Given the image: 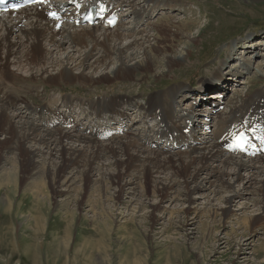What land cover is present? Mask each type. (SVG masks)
Returning <instances> with one entry per match:
<instances>
[{"label": "bare ground", "instance_id": "bare-ground-1", "mask_svg": "<svg viewBox=\"0 0 264 264\" xmlns=\"http://www.w3.org/2000/svg\"><path fill=\"white\" fill-rule=\"evenodd\" d=\"M87 1L98 4L94 0ZM112 1L114 3L111 4L100 2L101 12L116 15L120 9H127L128 15L135 19L130 28H124L122 24H118L114 31L103 26L77 28L65 23L58 12L48 5L10 12L9 15L0 12V244L4 247L2 251L12 254L8 264L19 256L25 258L24 261L36 260L35 242L48 232L46 226L51 221L59 227H65V235L69 234L68 230L79 218L80 233L87 232L89 238L109 236L110 227L115 222L108 211L111 209L110 203L114 200L113 206L119 207L120 201L124 200L125 187L135 184L138 187H134L137 200L152 195L158 196L161 201L168 198L179 184H184V197L187 204L191 205L194 203L192 194L205 188L204 182L198 183L202 175L210 174L214 180L206 177V186L214 185L210 213L213 220L219 214L221 220L227 219L230 212L228 207L246 194L258 196V199L251 201L258 208L253 210L254 215L249 218V227L264 223V156H252L244 161L232 152L237 132L250 128L264 129V89L243 99L240 106L217 121L216 125H219L215 133L206 135L204 139L195 135L192 137L196 132L193 110L185 112L181 109L178 112L181 106L174 104L178 103L176 99H181V103L187 97L179 96L184 91L182 88H175L173 92L151 100L146 116L157 121L160 126L156 137L169 145L176 144L186 149L185 153L175 151L178 154L161 153V150L147 147L151 143L150 139L141 143L130 136V132L111 129L110 122L125 118L124 106L135 104L130 97L89 101L90 114L83 111L80 115L95 117L96 126L92 124L94 130L90 131V136L78 134L79 125L72 120V115L77 114L76 110L81 106L69 97H64L60 104L57 101L53 103L55 108L59 105L68 108V115L50 111L54 105L48 103L42 104L39 110L27 104L41 118L52 116L46 121L37 120L38 123H35L29 117L28 120H16L15 116L8 114V110L16 104L24 101L28 103L25 98L16 95L23 94L20 86L26 82H41L50 88L79 84L88 89L112 80L131 81L138 72L146 74L141 78L142 81L153 82L186 60L190 54L189 48L178 54L169 40L171 28L175 30L174 36L176 33L183 34L185 30L179 26L182 23L160 19L157 25L152 24V30L156 32L153 45L147 43L151 40L150 36L137 32L142 24L159 14L156 11L176 9L174 3L179 0ZM214 1L220 3L222 0ZM74 3H81V0H63L59 6L71 9ZM170 7L174 9L170 10ZM151 10L154 11L152 15L149 14ZM52 12L59 18L52 17ZM17 33L19 40L10 42V37ZM66 45L69 48L65 51ZM62 50L66 53L60 59L54 58V54ZM234 50L236 48H228L230 56L236 52ZM92 59H95L94 62H90ZM112 64L114 69L108 74L107 69ZM250 67V63L245 62L241 64L240 70L248 72ZM24 71L26 74H22ZM256 75L263 77L264 74L259 71ZM106 116L111 119L102 121ZM186 132H191L190 136ZM263 132L258 130L259 134L263 135ZM103 138L108 140L104 141ZM76 142L79 146H76ZM6 152H14V158L6 159ZM54 156L56 160H52ZM217 162L222 167L218 173L211 168ZM69 170L74 175L63 183L64 174ZM243 172L249 173V179H244ZM95 173L98 178L94 179ZM113 188L116 191L111 194ZM62 193L67 196L71 194V197L59 203L56 198ZM85 203L94 214L91 220L78 212L82 211L81 206ZM143 208L145 206L141 203L135 216L145 214L147 217L151 214L147 217L151 220L159 205H149L147 208L150 211L147 213H142ZM62 210L67 212L66 215ZM16 212L28 214L21 222L22 226L32 227L33 233L39 232L37 235L29 234V244L21 251L15 249L16 241L8 228L15 225L13 217ZM133 220L131 218L130 222ZM87 227L91 229L86 230ZM54 237L58 239L59 235L54 234ZM23 250L27 256L22 254Z\"/></svg>", "mask_w": 264, "mask_h": 264}, {"label": "rangeland", "instance_id": "rangeland-1", "mask_svg": "<svg viewBox=\"0 0 264 264\" xmlns=\"http://www.w3.org/2000/svg\"><path fill=\"white\" fill-rule=\"evenodd\" d=\"M174 5H176L174 7L176 9L170 7V10H174L168 11L169 13L164 12L165 16H161L162 11L158 10L161 13L156 11L159 14H155L156 17L153 16V19L142 24L137 30L139 33L144 32L145 35L150 36L151 40L147 43L153 45L155 43L153 35H156V32L152 30V24L157 25L159 21L164 19L174 23H182L179 26L185 30L183 34L176 33L174 36L175 30L171 28L172 32L169 40H171L170 43L172 42L171 45L173 44L172 46L175 47L174 50L178 54L181 51L183 52L185 48H189L190 54L180 66L167 71L165 76H159L160 78L153 82L150 80L142 81L141 78L146 74L138 72L131 78V81L112 80L88 89L79 84L70 87L57 85L50 88L41 82H26L23 84L24 86L22 84L20 86L23 94L18 93L16 95L25 98L28 103L24 101V103L16 104L8 110V114L15 116L16 120L19 118L28 120L30 118L33 122L38 123L37 120L46 121L51 119L52 116L41 118L39 114H34L33 109L28 108L27 104L37 109L44 103L53 104L57 101L60 104L62 98L69 97L77 99L76 104L80 103L79 106L84 107L82 109L88 110L89 113L88 101H96L99 98L130 97L137 103L127 111L129 114L128 125L131 132L129 133L126 127H124L127 130L126 132L122 128H117V126L110 127L112 130L119 129L123 133H129L130 136L137 138V135L142 134V130H153L157 127V121L152 118V121H150V117H146L147 111H149L148 102L157 96L173 92L175 88H178L177 90L182 88V90H188V92H182L179 96L185 95L187 97L181 103H179L181 99H176L178 103L174 102V104L181 106L178 107V112L181 109H184L185 112L193 110L196 116L194 129L196 132L193 135L204 139L206 135L211 134L209 132L203 136L201 135L204 131L202 127L206 123V117L209 116L210 120L216 117L215 114L210 117V107H212L211 111L216 109L214 107H217L218 116L220 114L221 117H225L237 106H240L243 99L254 95L258 90L264 89V0H222L220 3L214 0H179ZM179 5L181 7L177 8ZM149 12L154 13L152 10ZM9 14V12L4 13V15ZM120 16L122 21L119 22V25H124V28H130L135 21L132 15H128L127 9H122ZM114 30L115 28L112 31ZM255 35L258 36L254 38ZM252 37L254 39H251ZM18 40V33L10 37L12 43H16ZM241 42L245 44L242 48ZM231 47L236 48L234 50L236 52L230 56L228 48ZM42 48L46 47L42 46ZM68 48L69 46H64L65 51ZM65 51H57L54 58L60 59L66 53ZM80 52H83V50L80 49ZM94 60L92 59L90 62H94ZM245 62L250 63L251 66V70L248 72L240 70L241 64ZM113 67V64L108 67V74L113 71ZM259 71L263 77L256 75ZM22 74H26L25 71ZM138 79L140 81H136ZM26 84L27 86H25ZM209 86H212V88H209ZM201 88L205 90H199ZM60 90L63 92L60 93ZM76 104L75 107H77ZM55 106L49 110H55V113H65L62 110L59 111V108H55ZM194 107H197V109H194ZM136 110L139 111L137 117L134 114L131 115V112ZM82 116H85L86 120ZM82 116L76 115L74 118L79 123L77 132L88 136L86 134L89 130H94L93 125L96 126L95 121H91L95 117L92 115L91 117L89 115ZM127 117L126 113L124 119H127ZM89 118L91 119L89 120ZM89 121H91L90 126L92 127L86 130L88 125H82L84 127L80 128L81 122L87 124ZM120 125L122 126L123 123H120ZM197 126H199V129ZM158 127L160 129L159 124ZM212 130L214 129L212 128ZM156 132L154 131L155 138L150 140L151 143L147 144V147H150L149 145L155 147L156 142L158 144L153 150L158 149L157 147L166 149L167 145L171 146L166 141H159ZM165 143L166 146H164ZM172 145L177 146L176 144ZM76 146H79L77 142ZM185 150L178 146L177 150L168 148L167 151L161 150V153H185ZM14 156V152H6L5 154L6 159H13ZM238 157H241L244 161L249 160L247 157ZM52 158V160H56L55 156ZM211 168L218 173L222 167L217 162ZM242 174L244 179L246 177L249 179V173L243 172ZM73 175L72 170L67 171L64 174L65 180L63 183ZM202 177L198 183L204 182L205 188L192 194L194 203L191 205H188L185 200L184 190L182 189L184 184H179L175 191L169 193L168 198L163 201L158 196L152 195L145 198L142 196L137 200V196L134 194L137 185L125 187L126 193L124 200L120 201L121 205L114 207L115 202L113 200L110 203L111 209H108L115 220L110 227L109 236L89 238L87 232L80 233L79 218H76L77 223L73 224L68 230L69 234L65 235L63 232L65 227H59L51 221L46 226L48 232H45L43 236L38 238L40 240L37 239L35 242L37 261H24L25 258L19 256L14 258L11 264H264V223H257L252 225L253 227H249V218L254 215L253 210L258 208L251 201L254 198L258 199V196L250 197L243 194L242 198L229 207L227 206L230 210L227 219L221 220L219 214V217L213 220L210 213L212 200L214 199L212 195L214 185L207 187L206 177L209 180H214V178L210 174H204ZM95 178H98L97 173H95ZM237 188H239L238 185ZM114 191H116V188L111 190V194ZM67 197H71V194L69 196L64 193L59 194L56 201L59 203L64 202ZM141 203L145 206L141 210L142 213L150 211L147 208L149 205H159L151 220L147 218L151 214L147 217L145 214L140 217L135 216V211L140 209ZM219 204H222V202H219ZM223 205L225 207V204ZM245 206L247 208H244ZM81 207H83L82 211L78 212L82 216L88 217L89 220L93 219L94 214L90 212L88 204L85 203ZM72 209L76 210L73 206ZM62 212L65 215L67 213L65 210H62ZM52 213L54 212L52 211ZM27 215V213L16 212L13 217L15 225L8 227L11 230L10 233L12 232L14 236V241H16L14 247L17 251H21L29 244V234H39V232L33 233L34 229L32 227L21 225ZM131 218H134L133 222H130ZM90 229L91 227L86 228V230ZM54 234L59 235L58 239L54 237ZM2 247L0 244V264H8L12 254L2 251ZM23 252L25 253H22L23 255H28L25 250Z\"/></svg>", "mask_w": 264, "mask_h": 264}, {"label": "snow or ice", "instance_id": "snow-or-ice-1", "mask_svg": "<svg viewBox=\"0 0 264 264\" xmlns=\"http://www.w3.org/2000/svg\"><path fill=\"white\" fill-rule=\"evenodd\" d=\"M26 2L27 3H44L45 2V0H26ZM50 15L52 16V17H54V18H59V17H57V15H56V13L55 12H52V13H50ZM241 139L243 138V134H241V137H240Z\"/></svg>", "mask_w": 264, "mask_h": 264}]
</instances>
